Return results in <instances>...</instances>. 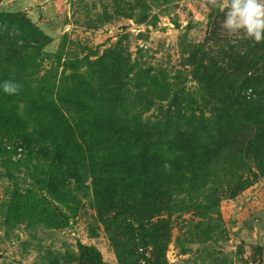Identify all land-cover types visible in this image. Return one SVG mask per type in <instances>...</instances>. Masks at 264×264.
I'll return each mask as SVG.
<instances>
[{
    "label": "rangeland",
    "instance_id": "374dc122",
    "mask_svg": "<svg viewBox=\"0 0 264 264\" xmlns=\"http://www.w3.org/2000/svg\"><path fill=\"white\" fill-rule=\"evenodd\" d=\"M203 3L204 0H0V11L24 13L42 32L37 41L26 42L38 49L31 54L29 64L21 65L19 74L10 76L9 81L15 83V79L19 84L30 78L35 91L42 89V97L49 101L50 93H55L54 100L65 109L71 99L67 91L74 75L70 68L65 71V63L78 65L86 63V58L96 61L119 51L125 59L124 71L133 69L121 81L127 98L120 105L124 110L136 107L135 111L142 113L139 120L152 125L164 118L169 101L154 98L147 111L141 108L143 101L134 102L135 96L128 91H137L133 79L140 69L165 77L173 90L185 93L200 91L190 61L195 52L204 65L218 70L228 57L241 54L246 63L248 58L257 57L253 53L259 50L262 55L258 69L250 73L264 72V42L255 43L242 33L229 35L221 28L223 13L203 7ZM211 14H215L213 20ZM86 70L82 66L79 72ZM94 76L98 89L100 75ZM2 78L7 80L5 75ZM20 86L17 95L23 88ZM62 88L64 93L59 96ZM25 100V105L33 107L29 99ZM83 104L93 112L99 110V102ZM120 113L125 116L124 111ZM66 114L75 121L74 111ZM7 139L2 138V147L16 152L10 157L0 155V264H91L80 253V244L94 247L102 264H124L106 223L98 215L93 192L84 195L73 190L77 198L70 204L77 208V214L66 216L69 209L53 201L48 191L36 184V177L42 178L47 167L36 159L26 162L24 146ZM223 155L208 165L216 177V194L220 198L215 211L208 217L201 216L200 204L207 203V189H195L191 196L185 185H178L175 203L188 207H175L160 216L169 224L170 239L164 247H140L134 257L136 262L128 264H264V174L252 160L239 166L234 157ZM209 179L206 187L213 183ZM246 180H251L250 185L233 194ZM27 197L31 200L25 207L22 201ZM38 198L40 204L35 205ZM125 237L122 240L126 241Z\"/></svg>",
    "mask_w": 264,
    "mask_h": 264
},
{
    "label": "trees",
    "instance_id": "16d2710c",
    "mask_svg": "<svg viewBox=\"0 0 264 264\" xmlns=\"http://www.w3.org/2000/svg\"><path fill=\"white\" fill-rule=\"evenodd\" d=\"M147 17L145 14L143 19ZM41 35L24 13L0 11V142L3 137L16 140L27 150L26 162L36 159L47 167L42 178L36 177V184L69 209L66 216L77 214V208L70 204L77 198L73 190L84 195L91 190L122 263H135L140 247L166 245L170 228L160 216L175 207H188L175 203L178 185H185L191 196L195 189H207V203L200 204L201 216L215 211L220 198L216 177L208 165L218 156L229 154L239 166L252 160L264 174V72L250 73L258 69L259 50L253 53L257 57L248 58L246 63L241 54L228 57L229 62L223 60L218 70L204 65L197 52L193 53L190 61L200 85L198 92L173 90L165 77L140 69L133 79L137 91H128L135 96L134 102L143 101L141 108L147 111L154 98L169 101L164 118L149 125L139 120L142 113L135 111L136 107L132 111L120 105L127 98L121 81L133 69L124 71L125 59L119 51L96 61L86 58V63L78 65L65 63V71L70 68L74 74L65 109L54 100L55 93H50L49 101L42 97V89L35 91L30 78L19 83L23 87L19 95L23 96L6 94L3 83L19 74L21 65L29 64L31 54L38 49L26 42L37 41ZM82 66L87 69L83 73L79 72ZM97 74L101 89L96 88ZM25 99L33 107L25 105ZM82 102H99L98 112ZM66 111L75 112V121ZM14 152L16 149L0 144V155L10 157ZM209 178L213 183L206 187ZM250 183L246 180L233 194ZM30 200L24 199L23 206L27 207ZM40 201L38 198L34 204ZM80 253L91 264H102L94 247L80 244Z\"/></svg>",
    "mask_w": 264,
    "mask_h": 264
},
{
    "label": "clouds",
    "instance_id": "9594fccd",
    "mask_svg": "<svg viewBox=\"0 0 264 264\" xmlns=\"http://www.w3.org/2000/svg\"><path fill=\"white\" fill-rule=\"evenodd\" d=\"M203 7L218 8L224 14L221 28L229 35L243 34L255 43L264 42V0H204ZM21 86L12 81L2 85L6 94H16Z\"/></svg>",
    "mask_w": 264,
    "mask_h": 264
}]
</instances>
